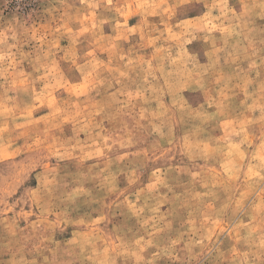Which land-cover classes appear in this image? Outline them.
Returning a JSON list of instances; mask_svg holds the SVG:
<instances>
[{"label": "rangeland", "instance_id": "374dc122", "mask_svg": "<svg viewBox=\"0 0 264 264\" xmlns=\"http://www.w3.org/2000/svg\"><path fill=\"white\" fill-rule=\"evenodd\" d=\"M0 264H264V0H0Z\"/></svg>", "mask_w": 264, "mask_h": 264}]
</instances>
